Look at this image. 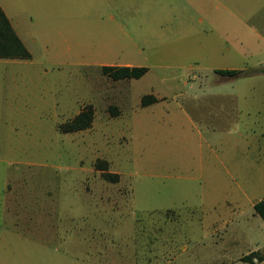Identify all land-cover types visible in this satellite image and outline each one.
I'll return each mask as SVG.
<instances>
[{"label":"rangeland","instance_id":"obj_1","mask_svg":"<svg viewBox=\"0 0 264 264\" xmlns=\"http://www.w3.org/2000/svg\"><path fill=\"white\" fill-rule=\"evenodd\" d=\"M7 4L30 59L0 60V264H249L241 257L264 254L252 208L264 199L262 162L237 179L244 193L228 178L201 189L198 156L209 152L173 97L186 76L209 74L212 45L262 43L248 29L262 35V1L74 0L69 18L50 3L46 14ZM121 64L147 72H101ZM145 95L171 96L172 110L162 98L142 107ZM246 96L240 123L264 125V87ZM88 110L87 129L65 132Z\"/></svg>","mask_w":264,"mask_h":264},{"label":"crops","instance_id":"obj_2","mask_svg":"<svg viewBox=\"0 0 264 264\" xmlns=\"http://www.w3.org/2000/svg\"><path fill=\"white\" fill-rule=\"evenodd\" d=\"M8 1L21 2L18 6L19 9L31 6L37 7L41 11H43L45 4L50 3L53 17L69 18L73 16L74 0H0V9L25 48V42L21 37L23 30L18 21V13L11 9L7 4ZM214 1L229 2L234 0ZM260 1H262V35L253 27H248V29L252 37L257 38L262 43L256 46L237 41L233 44H225L224 46L212 45L213 47L210 50L212 51L214 60L211 64L214 67L211 68L209 74L196 77L186 76L185 80L182 81V87L178 95L173 96L181 101V104H177V109L186 117L185 120L194 123L195 126L197 124L200 125L199 146L209 152L205 160L202 157V153L198 156L199 168L197 179L199 187L203 190L215 188L219 185V179L228 178L231 179L233 187L244 193L243 185L245 183L237 179L250 176L248 175L250 168L256 170V168L260 167L261 162L262 171L264 172V125L259 121L249 123V125L245 123L241 124L239 118V114L247 113L242 108L240 101L246 98L247 93L255 90L256 87L257 89L264 87V0ZM191 33H193L191 30L185 31V35H190ZM224 33L227 34V32ZM261 50L262 58L259 59ZM255 55H258V58L253 65H249L248 59ZM100 67L134 66L121 64L101 65ZM218 71H240L242 73L224 75ZM253 81L254 83H252ZM228 83H231L230 87L227 86ZM153 96L158 102L150 106L157 105L159 99L162 98L163 109L165 111L172 110V108L167 107L173 99L171 96ZM168 99L169 101H167ZM234 147H240L238 154H234ZM252 152L254 153L252 158L253 166L248 155V153ZM258 251L261 250H253L250 253ZM263 262L264 260L254 262V264Z\"/></svg>","mask_w":264,"mask_h":264},{"label":"trees","instance_id":"obj_3","mask_svg":"<svg viewBox=\"0 0 264 264\" xmlns=\"http://www.w3.org/2000/svg\"><path fill=\"white\" fill-rule=\"evenodd\" d=\"M0 59H16L28 60L30 54L19 40L14 30L9 24L8 19L0 9ZM101 72L108 76L113 81L139 79L147 72L145 67H102ZM224 75L241 74L240 71H218ZM157 102L153 95H145L141 98L140 104L142 107L149 106ZM92 121V111H84L79 113L69 124L65 132H75L87 129ZM254 213L264 223V199L259 200L253 205ZM261 262L264 260V254L259 255L258 252H252L244 256L240 261L254 264L253 260Z\"/></svg>","mask_w":264,"mask_h":264}]
</instances>
